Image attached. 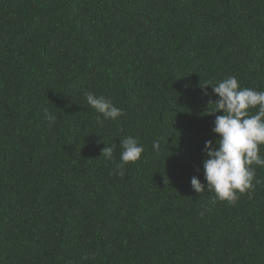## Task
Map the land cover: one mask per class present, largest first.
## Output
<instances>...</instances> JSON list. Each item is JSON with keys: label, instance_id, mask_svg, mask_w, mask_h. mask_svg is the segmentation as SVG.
<instances>
[{"label": "trees", "instance_id": "1", "mask_svg": "<svg viewBox=\"0 0 264 264\" xmlns=\"http://www.w3.org/2000/svg\"><path fill=\"white\" fill-rule=\"evenodd\" d=\"M228 76L264 91V0H0V264H264V167L235 205L191 187Z\"/></svg>", "mask_w": 264, "mask_h": 264}, {"label": "clouds", "instance_id": "2", "mask_svg": "<svg viewBox=\"0 0 264 264\" xmlns=\"http://www.w3.org/2000/svg\"><path fill=\"white\" fill-rule=\"evenodd\" d=\"M211 87L218 97L210 105L215 106L213 133L219 139L205 142L203 148V173L206 185L196 176L191 179L194 192H214L216 198L229 205H235L241 195L252 198L255 187L261 181L257 178V167H264V91L241 87L236 76H228ZM86 101L104 120H117L125 115L124 110L114 105L105 96H97L89 91ZM257 109L255 114L251 110ZM44 117L52 124L56 116L44 110ZM98 123H103L98 117ZM153 149H160L159 141H153ZM120 162L116 163L115 174L124 176L123 169L129 163L142 158L144 147L132 136L120 139ZM114 148L106 144L102 154L106 160H113Z\"/></svg>", "mask_w": 264, "mask_h": 264}]
</instances>
